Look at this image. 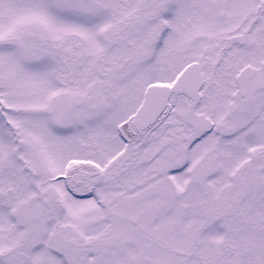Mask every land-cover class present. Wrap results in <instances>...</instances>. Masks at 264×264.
Masks as SVG:
<instances>
[{
    "label": "snow or ice",
    "instance_id": "obj_1",
    "mask_svg": "<svg viewBox=\"0 0 264 264\" xmlns=\"http://www.w3.org/2000/svg\"><path fill=\"white\" fill-rule=\"evenodd\" d=\"M0 264H264V0H0Z\"/></svg>",
    "mask_w": 264,
    "mask_h": 264
}]
</instances>
